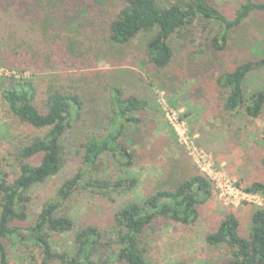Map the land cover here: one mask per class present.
<instances>
[{
	"label": "rangeland",
	"instance_id": "obj_1",
	"mask_svg": "<svg viewBox=\"0 0 264 264\" xmlns=\"http://www.w3.org/2000/svg\"><path fill=\"white\" fill-rule=\"evenodd\" d=\"M79 1L83 13L78 23L55 29L46 20L54 17L53 3L58 0H0V80L30 83L40 110L47 92L55 90L77 95L83 105L79 118L71 121L61 140L60 173L30 192L28 220L19 226H30L42 206L56 200V189L63 181L78 174L86 175L62 203L60 214L72 221L76 230L92 226L106 234L115 232V216L124 207L141 205L156 192L200 175L212 191L205 201L199 195L195 222L180 226L160 219L144 232L140 246L145 259L153 264H225L228 250L209 247L204 239L227 213L238 219L246 238L252 211L264 210V195L245 194L241 189L254 182L264 183L260 168L264 121L247 119L244 105L237 113L225 112L214 80L242 61L258 62L264 57V16H250L231 30L220 52L213 49V38L222 27L193 20L171 37L172 62L166 70L158 71L144 57L150 35H137L118 53L107 37L97 32L119 11L121 0ZM162 1L166 7L179 0ZM244 1L216 0L215 5L232 20ZM45 44L53 45V53L62 51L66 69L40 71L49 66ZM39 47L43 56L37 55ZM121 57L129 64L120 66ZM20 61L33 62L19 67ZM113 88L123 99L134 97L146 104L134 116L136 122L123 131L122 146L132 155L131 165L126 167L127 160L119 154H107L87 173L81 163L83 147L89 135L104 132ZM243 89L245 104L254 93H264V66L248 75ZM169 112L176 115L180 129L171 126ZM43 134L21 125L0 100V171L14 178L17 149ZM85 184L104 188H85ZM73 237L74 232L51 234L53 251L69 253ZM19 240L6 242L8 264H41L39 250Z\"/></svg>",
	"mask_w": 264,
	"mask_h": 264
},
{
	"label": "trees",
	"instance_id": "obj_2",
	"mask_svg": "<svg viewBox=\"0 0 264 264\" xmlns=\"http://www.w3.org/2000/svg\"><path fill=\"white\" fill-rule=\"evenodd\" d=\"M121 1L119 11L97 32L107 37L111 46L119 50L118 53L137 35H150L144 57L158 71L166 70L172 62L171 37L178 35L193 20L213 22L222 27V31L213 38V49L220 52L231 30L250 16H264V1L257 0H245L236 9L232 20L226 19L218 10L216 0H179L166 7L162 0ZM79 3V0H58V3H53L54 17L47 19V23L53 24L55 29L61 24L69 26L78 23L83 13ZM51 46L45 44L44 48L50 54L46 60L49 66L40 71L61 72L67 68L64 54L61 50L60 53H53ZM43 54L44 50L39 47L37 55ZM31 62L20 61L19 67L29 66ZM127 64L129 61L123 59L120 66ZM260 66H264V57L258 62L245 60L214 80V86L221 91V107L225 112L237 113L244 105L247 119L264 121V93H254L245 104L243 89L248 75ZM35 95L34 87L28 82L13 78L0 80V100L7 112L21 125L44 131L42 136L33 137L17 149L14 178L10 179L8 173L0 171V264H8L6 242L19 238V242H26L39 250L41 264H153L145 259L140 246L144 232L160 219L180 226L194 223L199 195H203V201L211 195L209 182L196 175L169 190L156 192L141 205L124 207L115 216V232L106 234L92 226L76 230L72 221L60 214L62 203L81 186L86 175L78 174L63 181L56 189V200L45 203L33 223L22 228L19 225L28 220L30 192L60 173L63 165L61 140L71 121L79 118L83 108L82 100L77 95L55 90L47 92L40 110L36 106ZM109 99L112 110L104 132L89 135L83 147L81 163L87 173L107 154H119L127 160L126 167L131 165L132 155L122 146L123 131L126 125L136 122L134 116L143 111L146 104L134 97L123 99L122 93L115 88L110 91ZM260 168L264 175V152L260 157ZM134 183L132 180L131 185ZM84 187L104 188L99 184H85ZM241 189L246 194L264 195V183L261 181ZM72 232V250L61 254L54 252L50 235ZM204 241L209 247H225L228 250L225 264H264V210L252 211L246 238L241 235L238 219L227 213L217 229L206 235Z\"/></svg>",
	"mask_w": 264,
	"mask_h": 264
},
{
	"label": "built area",
	"instance_id": "obj_3",
	"mask_svg": "<svg viewBox=\"0 0 264 264\" xmlns=\"http://www.w3.org/2000/svg\"><path fill=\"white\" fill-rule=\"evenodd\" d=\"M167 117H168V120H169L171 126L174 128V130H175V129L177 130V128L180 129L181 125L178 123V119L176 118V115H175L174 113L169 112V113L167 114ZM243 193H244V192H243ZM245 194H246V193H245Z\"/></svg>",
	"mask_w": 264,
	"mask_h": 264
}]
</instances>
